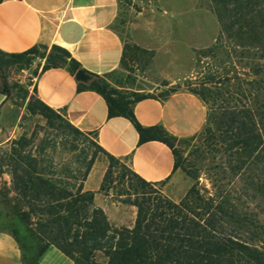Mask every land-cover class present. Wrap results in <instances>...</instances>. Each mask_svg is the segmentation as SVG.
<instances>
[{
	"label": "trees",
	"instance_id": "obj_1",
	"mask_svg": "<svg viewBox=\"0 0 264 264\" xmlns=\"http://www.w3.org/2000/svg\"><path fill=\"white\" fill-rule=\"evenodd\" d=\"M209 2L220 31L211 46L197 50L198 61H207L186 89L208 108L200 132L178 137L162 124L144 126L138 120L139 101L166 98L178 89L134 91L110 79L116 69L103 75L89 72V82L78 81L79 90H94L105 98L109 117L132 121L140 144L166 143L174 153V171L182 169L192 185L175 200L152 188L165 181L146 180L98 142L89 162L72 166L54 160L50 143L34 149L27 136L14 139L0 147V175L11 178L10 186L0 188V201L13 215V223L3 228L16 239L24 264H41L52 245L77 264H264V222L248 205L258 199L264 203V0ZM119 16L112 24L116 32ZM130 48L124 42L120 66L126 69ZM36 57L45 60L42 71L66 67L75 75L84 69L66 47L35 45L18 53L0 50V74L29 66ZM28 109L45 117L59 134L72 135L74 150L80 138L97 137L39 97ZM187 147L195 154L192 164L184 157ZM98 152L109 160L100 190L127 196L124 202L137 208L132 226L114 225L96 204V191L85 187Z\"/></svg>",
	"mask_w": 264,
	"mask_h": 264
},
{
	"label": "crops",
	"instance_id": "obj_2",
	"mask_svg": "<svg viewBox=\"0 0 264 264\" xmlns=\"http://www.w3.org/2000/svg\"><path fill=\"white\" fill-rule=\"evenodd\" d=\"M119 7L118 0H2L0 50L18 53L35 45L57 44L70 50L84 70L109 73L120 65L124 52V43L112 28ZM34 85L41 100L64 109L80 130L96 133L106 151L130 159L132 169L146 180L170 182L177 174L174 153L166 143L140 144L132 121L109 117L105 98L94 90H79L78 80L66 67L40 71ZM135 113L144 126L162 124L178 137H189L205 126L208 108L198 95L182 89L166 98L139 101ZM40 263L77 264L53 245ZM0 264H24L16 239L4 228H0Z\"/></svg>",
	"mask_w": 264,
	"mask_h": 264
},
{
	"label": "rangeland",
	"instance_id": "obj_3",
	"mask_svg": "<svg viewBox=\"0 0 264 264\" xmlns=\"http://www.w3.org/2000/svg\"><path fill=\"white\" fill-rule=\"evenodd\" d=\"M119 6L120 16L115 27L123 43L131 48L128 50L129 68L119 65L110 77L114 83L122 81L134 91L159 94L170 89H187L200 77L207 60L199 62L197 50L211 46L220 31L209 0H120ZM136 46L145 51H139ZM44 64L43 58L36 57L29 66L10 67L4 75L0 74V91L6 88L10 91L8 95L0 93V147L7 148L12 140L25 135L34 149L50 143L48 149L61 165L89 162L96 151L97 137L80 138L79 147L74 150L72 135L59 134L45 117L28 109L29 102L38 97L34 83ZM192 152V147L185 148L188 164L195 162ZM122 161L131 167L130 159L122 158ZM108 164V157L98 152L85 187L96 191V204L104 208L114 225L132 226L137 208L124 202L127 196H119L112 189L100 190ZM192 183L193 179L178 169L170 182L152 188L180 200ZM10 184L9 174L0 175V188ZM236 186L241 187V183ZM248 205L264 222V203L258 199ZM13 221L8 207L0 201V228L9 227ZM100 260L105 261L103 257Z\"/></svg>",
	"mask_w": 264,
	"mask_h": 264
},
{
	"label": "water",
	"instance_id": "obj_4",
	"mask_svg": "<svg viewBox=\"0 0 264 264\" xmlns=\"http://www.w3.org/2000/svg\"><path fill=\"white\" fill-rule=\"evenodd\" d=\"M75 77L82 82H89L92 79V75L82 68L76 72Z\"/></svg>",
	"mask_w": 264,
	"mask_h": 264
}]
</instances>
